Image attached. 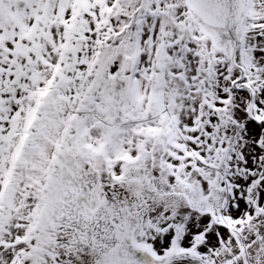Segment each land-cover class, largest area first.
Masks as SVG:
<instances>
[{"label":"snow or ice","instance_id":"1","mask_svg":"<svg viewBox=\"0 0 264 264\" xmlns=\"http://www.w3.org/2000/svg\"><path fill=\"white\" fill-rule=\"evenodd\" d=\"M0 264H264V0H0Z\"/></svg>","mask_w":264,"mask_h":264}]
</instances>
